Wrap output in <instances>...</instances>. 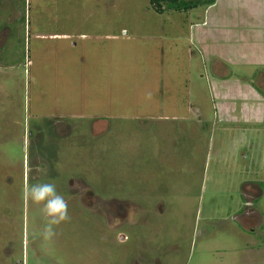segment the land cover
<instances>
[{"label":"rangeland","instance_id":"rangeland-1","mask_svg":"<svg viewBox=\"0 0 264 264\" xmlns=\"http://www.w3.org/2000/svg\"><path fill=\"white\" fill-rule=\"evenodd\" d=\"M0 264H264V0H0Z\"/></svg>","mask_w":264,"mask_h":264},{"label":"clouds","instance_id":"clouds-1","mask_svg":"<svg viewBox=\"0 0 264 264\" xmlns=\"http://www.w3.org/2000/svg\"><path fill=\"white\" fill-rule=\"evenodd\" d=\"M23 198L34 205H40L43 227L34 238L39 236L50 241L56 234L55 229L69 219L68 203L64 196L57 192L53 182H40L25 185Z\"/></svg>","mask_w":264,"mask_h":264},{"label":"flooded vegetation","instance_id":"flooded-vegetation-1","mask_svg":"<svg viewBox=\"0 0 264 264\" xmlns=\"http://www.w3.org/2000/svg\"><path fill=\"white\" fill-rule=\"evenodd\" d=\"M90 125H91V128H92V126H94L92 124H90ZM100 126H102V125L99 122L95 123L96 129L98 127H100ZM93 128H92V130H93ZM69 190L79 191L78 201H79L80 205H82V207L85 208V209H87V210L93 211L94 209H96L95 206L97 207L98 204H100V205H101V203L103 204V202L102 201H99V198L94 193H92L89 189H86V188H83V187H80V186H77V185L76 186H73L72 185V186L69 187ZM106 205L107 206L108 205L111 206V213L112 214L110 213V217H112L111 218V221L114 224H116V223L122 224L125 221H128V219H127V220H125L123 222V220L121 219V217H125V215L122 212V208L119 207L120 204L118 205L114 201V202H111L109 204L108 203H105V206ZM129 206L132 209L133 206L132 205H129ZM130 217H132V214H131ZM118 226L116 225L115 228H117Z\"/></svg>","mask_w":264,"mask_h":264},{"label":"trees","instance_id":"trees-1","mask_svg":"<svg viewBox=\"0 0 264 264\" xmlns=\"http://www.w3.org/2000/svg\"><path fill=\"white\" fill-rule=\"evenodd\" d=\"M216 0H149L151 8L159 15L186 13L197 8L214 5Z\"/></svg>","mask_w":264,"mask_h":264},{"label":"crops","instance_id":"crops-1","mask_svg":"<svg viewBox=\"0 0 264 264\" xmlns=\"http://www.w3.org/2000/svg\"><path fill=\"white\" fill-rule=\"evenodd\" d=\"M216 3V2H215ZM47 33V32H46ZM45 32H41V33H39V34H37V37L38 38H41L42 40H45V39H47V40H51L52 38L50 37V34H46ZM45 34H46V36H45ZM53 35H54V37L55 36H57L58 38H63L64 40H69V35L68 36H66V35H55L54 33H52ZM49 35V36H48ZM61 36V37H60ZM218 62H220L218 59L217 60H215V65H214V70H213V73L217 76V77H219V78H221V77H226V72L225 71H223V69L224 68H221L220 67V64L218 63ZM217 70H219V71H217ZM223 83V81H221V82H219V86H221V84ZM241 86V85H240ZM241 90H239V92H240ZM256 91V90H255ZM218 106H219V104H218ZM193 107V106H192ZM194 107H196V105L194 104ZM195 110L197 111V110H199V108L197 107V108H195ZM204 123L205 124H207L206 123V121L204 122V121H201V125H204Z\"/></svg>","mask_w":264,"mask_h":264},{"label":"water","instance_id":"water-1","mask_svg":"<svg viewBox=\"0 0 264 264\" xmlns=\"http://www.w3.org/2000/svg\"><path fill=\"white\" fill-rule=\"evenodd\" d=\"M122 239H123V237H122Z\"/></svg>","mask_w":264,"mask_h":264}]
</instances>
